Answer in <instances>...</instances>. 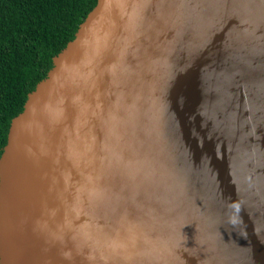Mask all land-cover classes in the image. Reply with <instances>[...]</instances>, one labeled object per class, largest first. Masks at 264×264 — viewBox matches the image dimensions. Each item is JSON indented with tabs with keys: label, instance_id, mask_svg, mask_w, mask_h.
Wrapping results in <instances>:
<instances>
[{
	"label": "water",
	"instance_id": "water-1",
	"mask_svg": "<svg viewBox=\"0 0 264 264\" xmlns=\"http://www.w3.org/2000/svg\"><path fill=\"white\" fill-rule=\"evenodd\" d=\"M0 264H264V0H96L10 119Z\"/></svg>",
	"mask_w": 264,
	"mask_h": 264
},
{
	"label": "trees",
	"instance_id": "trees-1",
	"mask_svg": "<svg viewBox=\"0 0 264 264\" xmlns=\"http://www.w3.org/2000/svg\"><path fill=\"white\" fill-rule=\"evenodd\" d=\"M96 0H0V153L10 119Z\"/></svg>",
	"mask_w": 264,
	"mask_h": 264
}]
</instances>
